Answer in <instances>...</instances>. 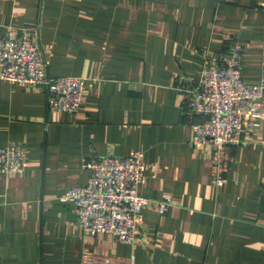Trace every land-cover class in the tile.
<instances>
[{
  "label": "crops",
  "instance_id": "obj_1",
  "mask_svg": "<svg viewBox=\"0 0 264 264\" xmlns=\"http://www.w3.org/2000/svg\"><path fill=\"white\" fill-rule=\"evenodd\" d=\"M264 0H0V35L38 28L48 74L85 78L77 114L48 107V92L0 78V150L27 145L23 173L0 170V264H264V119L229 148L225 185L193 144L181 88L228 50L248 44L244 77L264 78ZM201 121V118H196ZM143 148L142 194L173 197L144 212L142 241L86 236L62 196L85 185L83 163Z\"/></svg>",
  "mask_w": 264,
  "mask_h": 264
},
{
  "label": "built area",
  "instance_id": "obj_2",
  "mask_svg": "<svg viewBox=\"0 0 264 264\" xmlns=\"http://www.w3.org/2000/svg\"><path fill=\"white\" fill-rule=\"evenodd\" d=\"M225 41L228 50L214 58L216 65L204 67L195 85L181 88L183 106L192 119V142L209 147L211 180L219 189L226 182L229 148L243 142L247 123L259 127L264 119V78L251 82L242 71V59L249 46L231 36ZM0 78L45 88L50 110L71 114L81 110L85 78L48 74L46 53L36 27L10 28L0 35ZM26 162L24 142H10L1 148L2 172L23 173ZM83 167L88 171L87 183L71 186L62 199L73 204L77 226L86 236L103 233L137 244L143 239L144 212L154 207L164 214L173 205L170 195L154 199L141 193L147 170L143 148L127 156L90 157ZM130 261L133 264L134 258ZM82 263H95L94 252L88 247L82 251Z\"/></svg>",
  "mask_w": 264,
  "mask_h": 264
}]
</instances>
